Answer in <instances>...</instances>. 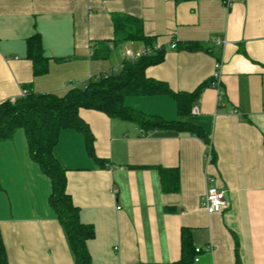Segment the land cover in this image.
I'll return each mask as SVG.
<instances>
[{"label":"crops","instance_id":"crops-1","mask_svg":"<svg viewBox=\"0 0 264 264\" xmlns=\"http://www.w3.org/2000/svg\"><path fill=\"white\" fill-rule=\"evenodd\" d=\"M117 16L139 20L148 42L115 43ZM33 37L46 58L41 74L28 55ZM101 43L110 49L107 58ZM144 49L162 54L145 74L169 92L129 96L125 105L190 123L209 142L189 131L147 132L132 121L79 111L92 146L66 129L54 155L81 223L94 230L87 243L92 264H176L184 244L199 258L191 264H264V0L231 6L226 0H0V103L23 91L63 96L101 73L121 71ZM198 89L181 115L172 93ZM13 174L22 192L36 182L47 193L40 206L32 196L14 204ZM0 184L7 264H76L49 205L51 181L23 129L0 141ZM210 189L225 194L219 213L202 207Z\"/></svg>","mask_w":264,"mask_h":264},{"label":"trees","instance_id":"trees-1","mask_svg":"<svg viewBox=\"0 0 264 264\" xmlns=\"http://www.w3.org/2000/svg\"><path fill=\"white\" fill-rule=\"evenodd\" d=\"M114 27L115 43L148 42L149 40L143 33L141 22L135 18L117 16L114 18ZM105 44L101 43V46ZM104 48L100 52L103 53L104 58H107L110 49L107 45ZM154 51H152L155 53L153 56L147 55L125 61L121 71L101 73L91 78L85 86L71 88L63 96L28 92L16 101L6 100L0 103V141L11 138L17 129L25 131L33 159L51 181L49 205L65 231L76 264H92L87 243L94 238V230L91 226L82 224L79 219V209L67 193L66 171L56 159L54 148L61 131L75 129L85 136L90 149L93 138L87 124L79 116L81 109L95 110L110 118L135 122L147 132L153 130L189 131L206 143L209 142L204 132L190 123L167 122L159 117L135 111L125 105V99L129 96L169 92L165 85L146 77V69L162 60V54L157 50ZM28 55L33 60L35 73L45 72L46 58L43 57L41 43L37 37L29 39ZM199 90L201 89L186 95L172 93L178 102L181 115L190 111L199 95ZM184 246L182 259L176 264H191L195 260V249H193V257L192 251L186 244ZM0 264H7L1 233Z\"/></svg>","mask_w":264,"mask_h":264},{"label":"built area","instance_id":"built-area-1","mask_svg":"<svg viewBox=\"0 0 264 264\" xmlns=\"http://www.w3.org/2000/svg\"><path fill=\"white\" fill-rule=\"evenodd\" d=\"M236 1H239V0H226V4L227 6H231L233 2H236ZM215 44L221 45L222 42L221 40L218 39L215 41ZM172 47L174 48L175 45H173ZM151 52H152L151 49H144V50H141L136 55V57L140 58L143 56H147ZM217 80H218V76L215 78V81L213 82V86L215 87H219V81ZM26 94H28V92L23 91L21 94V97L25 96ZM194 112L197 113V110L195 109ZM225 206H226L225 194L222 191H218L216 189H210L202 200V207L206 210L208 214L219 213ZM196 252L200 253L201 249L196 248ZM198 261H199V258L196 257L195 262H198Z\"/></svg>","mask_w":264,"mask_h":264},{"label":"rangeland","instance_id":"rangeland-1","mask_svg":"<svg viewBox=\"0 0 264 264\" xmlns=\"http://www.w3.org/2000/svg\"><path fill=\"white\" fill-rule=\"evenodd\" d=\"M11 171H13V169ZM27 172H29V171H26V173ZM5 176H7V175H5ZM18 177H19L18 174L17 175L13 174L12 178H10V179H13L16 181V183H13V185H10L12 187V190H14V191L16 190L17 192H20L18 194L15 191L17 198H14V204L18 205L19 202L25 203L26 197H27V199H30V196H32V199H33L32 201L34 202L33 204H35V202H36L40 206L41 202L43 203V196L47 193L43 190H40L39 189L40 186H39V184H35L36 182H29V184H28L30 187L29 190L27 192H22V190L24 189V184L17 182ZM14 178H16V179H14ZM30 179H31V177H30ZM37 181H39V180H37ZM8 184H10V183H8ZM19 197L23 198L22 201H20L21 199H19Z\"/></svg>","mask_w":264,"mask_h":264}]
</instances>
